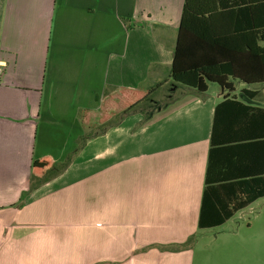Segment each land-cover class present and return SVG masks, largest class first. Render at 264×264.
Returning a JSON list of instances; mask_svg holds the SVG:
<instances>
[{
  "label": "crops",
  "instance_id": "0c3cea01",
  "mask_svg": "<svg viewBox=\"0 0 264 264\" xmlns=\"http://www.w3.org/2000/svg\"><path fill=\"white\" fill-rule=\"evenodd\" d=\"M183 5L0 0V264H213L197 250L219 238L198 228L215 109L227 95L264 107L253 85L199 93L171 79ZM159 84L148 104L172 100L156 112L83 125L118 90ZM239 146L215 178L262 169Z\"/></svg>",
  "mask_w": 264,
  "mask_h": 264
},
{
  "label": "trees",
  "instance_id": "16d2710c",
  "mask_svg": "<svg viewBox=\"0 0 264 264\" xmlns=\"http://www.w3.org/2000/svg\"><path fill=\"white\" fill-rule=\"evenodd\" d=\"M170 77L199 93L208 92L210 83L228 93L234 92L236 81L264 84V0H184ZM160 87L161 84L146 91L120 89L104 98L97 111L84 112L82 123L88 128L101 127L143 104L148 106ZM256 95L254 91L252 96H246L253 100ZM240 142L252 147V157L263 162L262 169L254 167L245 177L237 174L235 178H227L224 170L219 179L215 178L217 168L223 167V160L232 154L226 151L245 149L239 146ZM68 164L69 161L60 165V172ZM51 165L48 158L35 160L34 178ZM261 198H264V108L227 95L214 113L198 228L222 226Z\"/></svg>",
  "mask_w": 264,
  "mask_h": 264
},
{
  "label": "rangeland",
  "instance_id": "374dc122",
  "mask_svg": "<svg viewBox=\"0 0 264 264\" xmlns=\"http://www.w3.org/2000/svg\"><path fill=\"white\" fill-rule=\"evenodd\" d=\"M241 85V82H236ZM169 87V86H167ZM209 92L219 91L217 84L210 83ZM259 91L255 104L264 107V84L247 86ZM196 91V90H195ZM162 95L158 98L159 105L142 106L145 111L156 112L160 104H166L171 97ZM207 236L218 235L216 242L209 243L200 239V245L207 246V250H197V260L202 261L210 255L213 264H264V198L252 204L225 226L205 232ZM207 239V238H206ZM205 239V240H206Z\"/></svg>",
  "mask_w": 264,
  "mask_h": 264
},
{
  "label": "built area",
  "instance_id": "2783aa9c",
  "mask_svg": "<svg viewBox=\"0 0 264 264\" xmlns=\"http://www.w3.org/2000/svg\"><path fill=\"white\" fill-rule=\"evenodd\" d=\"M2 70L0 69V79H1Z\"/></svg>",
  "mask_w": 264,
  "mask_h": 264
}]
</instances>
